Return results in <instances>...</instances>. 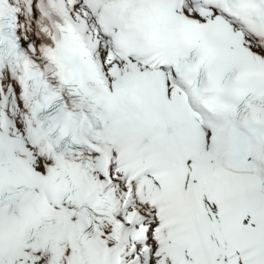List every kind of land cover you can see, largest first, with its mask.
<instances>
[{"label":"snow or ice","instance_id":"obj_1","mask_svg":"<svg viewBox=\"0 0 264 264\" xmlns=\"http://www.w3.org/2000/svg\"><path fill=\"white\" fill-rule=\"evenodd\" d=\"M0 264H264V0H0Z\"/></svg>","mask_w":264,"mask_h":264}]
</instances>
